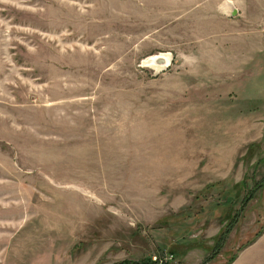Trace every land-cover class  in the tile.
Segmentation results:
<instances>
[{"label":"rangeland","instance_id":"374dc122","mask_svg":"<svg viewBox=\"0 0 264 264\" xmlns=\"http://www.w3.org/2000/svg\"><path fill=\"white\" fill-rule=\"evenodd\" d=\"M263 235L264 0H0V264H264Z\"/></svg>","mask_w":264,"mask_h":264},{"label":"bare ground","instance_id":"6f19581e","mask_svg":"<svg viewBox=\"0 0 264 264\" xmlns=\"http://www.w3.org/2000/svg\"><path fill=\"white\" fill-rule=\"evenodd\" d=\"M147 62H151V64H154V65L157 63L156 65H164V66L168 65L169 66L170 62H171V59H170L168 54H159V55L151 56L150 58L147 59Z\"/></svg>","mask_w":264,"mask_h":264},{"label":"trees","instance_id":"16d2710c","mask_svg":"<svg viewBox=\"0 0 264 264\" xmlns=\"http://www.w3.org/2000/svg\"><path fill=\"white\" fill-rule=\"evenodd\" d=\"M225 236H226V234H225V235H223V237H222V240L225 238Z\"/></svg>","mask_w":264,"mask_h":264},{"label":"crops","instance_id":"0c3cea01","mask_svg":"<svg viewBox=\"0 0 264 264\" xmlns=\"http://www.w3.org/2000/svg\"><path fill=\"white\" fill-rule=\"evenodd\" d=\"M263 239H264V235L262 236L261 240H263Z\"/></svg>","mask_w":264,"mask_h":264}]
</instances>
